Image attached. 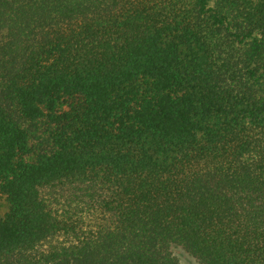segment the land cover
I'll use <instances>...</instances> for the list:
<instances>
[{
  "label": "trees",
  "instance_id": "1",
  "mask_svg": "<svg viewBox=\"0 0 264 264\" xmlns=\"http://www.w3.org/2000/svg\"><path fill=\"white\" fill-rule=\"evenodd\" d=\"M0 264H264V0H0Z\"/></svg>",
  "mask_w": 264,
  "mask_h": 264
},
{
  "label": "rangeland",
  "instance_id": "2",
  "mask_svg": "<svg viewBox=\"0 0 264 264\" xmlns=\"http://www.w3.org/2000/svg\"><path fill=\"white\" fill-rule=\"evenodd\" d=\"M7 211L5 199L0 196V214ZM172 255L177 260L178 264H199V262L186 253L180 246L174 245L171 247Z\"/></svg>",
  "mask_w": 264,
  "mask_h": 264
}]
</instances>
